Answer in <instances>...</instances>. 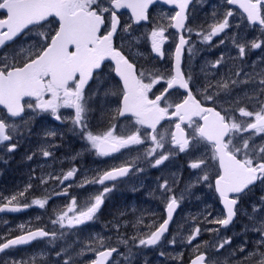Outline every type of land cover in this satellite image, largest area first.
<instances>
[{"label":"snow or ice","instance_id":"snow-or-ice-1","mask_svg":"<svg viewBox=\"0 0 264 264\" xmlns=\"http://www.w3.org/2000/svg\"><path fill=\"white\" fill-rule=\"evenodd\" d=\"M158 2L0 0V149L15 152L24 138L21 129L31 131L30 117L49 113L82 142V151L72 156L73 161L82 152L117 161L107 169L81 172L73 167L66 174L49 173L47 179L30 175L25 185L9 195L0 192V214L20 213L32 206L45 209L50 200L59 197L69 201L64 209H53L54 219L45 222L36 217L35 223L28 220L0 233V264H35L37 259L46 262L48 254L44 251L30 255L28 260L13 258L11 253L33 242L51 244L68 233L78 234L96 220L119 183L145 172L142 164L156 168L180 154L186 157L191 177L179 194L176 190L182 174L172 173L162 183L158 179L166 217L162 222L153 221L146 226L148 231L141 233L137 226L143 224V218L138 217L132 225L136 234L127 236L119 230L127 227L128 221L123 225L117 221L115 240L92 235L78 251L74 246L56 251L57 264H75L85 255L94 257L90 264H135L144 250L165 243L190 246V264H264V196L251 205L250 213L239 207L241 199L258 184L264 185V58L258 70L256 62L249 66L251 72L244 66L249 51L264 48V0H224L221 7L226 10L212 12L213 22L203 30L206 34L194 33L188 26L193 0H163L178 10L167 16V24L157 23L141 35L150 42L157 58L163 59V46L171 39L168 30H177L171 63L163 69L143 64L138 67L135 57L129 58L131 47L141 39L134 26L149 21V8ZM231 6H238L247 25L261 27V38L248 40L239 31L233 33L230 39L237 56L226 60L221 53L214 62H205L203 79L194 76L184 59L185 52L188 60L195 58L192 36L202 35V41L210 43L220 34L227 35L228 29H240V24L230 23L237 15ZM121 10H130L131 23L121 24ZM224 43L221 39L214 47ZM209 68L212 74L206 71ZM58 136L62 138L63 133L45 132L46 138ZM53 147L58 145L42 144L38 153L26 159L32 160L37 154L54 158L53 151L48 150ZM132 152L136 155H123ZM89 171L94 173L91 179L87 178ZM78 172L85 179L76 183L73 178ZM49 183L60 185L61 190L32 198ZM200 185L217 194L224 209L222 216L209 219L212 213L207 211L203 230L197 224L186 238L169 239L166 234L174 213L191 189ZM87 186L98 187V194H88L84 203H78L73 192ZM240 213L248 218L243 234L250 232L256 239L250 249L245 240L234 249L229 247L221 258V250L231 245V237L221 238L220 230ZM209 224L220 227L209 228ZM204 233H215V242L193 244ZM182 258V253L172 257Z\"/></svg>","mask_w":264,"mask_h":264},{"label":"flooded vegetation","instance_id":"flooded-vegetation-1","mask_svg":"<svg viewBox=\"0 0 264 264\" xmlns=\"http://www.w3.org/2000/svg\"><path fill=\"white\" fill-rule=\"evenodd\" d=\"M198 2L199 0H193V3L190 4L189 7L190 17L188 26L193 28L194 33L195 30L192 21L193 11ZM177 10L178 8L175 5L169 6L168 4H165L163 0H159L158 3L150 6L149 8V21L141 22V24L134 26L135 34L141 36L139 41L141 43L134 44L131 47L132 55H130L129 58L133 59V57H135L134 62L137 63L138 67H140L141 64L144 66L147 64H153L148 68H152L153 66L161 69L169 67L171 63V53L174 51V46L178 39L176 35L177 30L172 28H169L168 30V33H171V31L174 32L171 33L170 42H167L165 47L163 46L165 57L163 59L157 58V60L151 62L146 60L148 59L146 58V55L151 52V49L145 47L146 41L143 39L141 34L150 32V26H155V23L167 24V16L174 14V12ZM233 10L237 11L238 8L234 7ZM0 13H2V10H0ZM118 14L120 15L122 25L124 23H131L130 10H121V12ZM193 38H195L194 35L192 36V43H194ZM124 47H129L127 42L125 43ZM125 54L128 55L129 53L126 51ZM184 59L191 65L193 75L203 79L204 73L201 72L200 65L197 62L188 60L187 52H185ZM157 87L159 88L161 86L158 85ZM30 119L31 131L29 133L25 132L23 128L21 129V133L23 134L24 138L20 140L17 150L13 153H7L0 149V192H2L4 195H9L13 191L25 185L28 182L30 175H43L45 179H47L49 173H52L53 175H59L60 172L63 171L66 174V172L73 167H76L80 169L81 172H83L84 170L88 169H107L110 165L117 162L109 158H99L86 152H82V154L73 161L71 159L72 156L77 152L82 151L83 144L72 132L68 130L67 126L55 121L49 113L36 114L35 116L30 117ZM125 124H127V121H125ZM47 130H58V133H63V136L62 138H59V136L57 138H46L45 132ZM45 143L58 145V147L48 149L53 151L54 158H45L42 155L37 154L36 156H33L32 160L26 159V156L31 155L32 153H38L41 145ZM117 155L119 156L120 154ZM123 155L124 157H128L129 155L135 156L136 153H124ZM141 166L145 168V172L137 179L119 183L116 190H114L110 194L109 198L105 200V204L98 214L96 220L90 223L89 226L83 231L76 235L68 233L62 239H58L51 244L47 243L46 241H42L33 242L31 245L27 246H20L11 253L13 258H23L28 260L30 255L44 251L48 254L47 261L45 262L41 259H37L35 264H51V262H55V264H57V260L55 259L56 251L70 246H74L75 250L78 251L83 243L90 242V236L92 235L99 234L100 236H108L115 240L116 233L114 231V225L117 221H119L122 225L124 221H128V226L121 227L119 230L121 233L127 236L136 234L137 229L132 225L135 224V221L138 217L143 218V224L137 226L141 233L147 232L148 228L146 226L152 224L153 221H155L156 224L162 222V220L166 217L164 205L159 199L160 193L157 190L158 179L162 183L163 179H170L172 173L182 174L181 183L176 190L177 194H179V191L183 190L185 184L189 181L191 172L187 169L186 162H165L163 165L156 168L148 167L146 164H142ZM93 175L94 173L90 171L87 172L88 179H91ZM73 179L76 181V183H79L81 180L85 179V177L78 172L77 176ZM32 183L35 184L36 181H32ZM73 187L75 188V185H73ZM133 187H136L137 190L133 191ZM53 189L61 190L60 185L49 183L43 186V191H35L32 198H43L45 193L51 194ZM197 189L203 191L202 194L208 196L211 195L208 189L202 185L198 186ZM98 191V187L87 186L83 189H76L73 194L77 195L78 203H84L88 194H98ZM261 196H264V185L258 184L249 195L241 199L239 207L245 210V212L250 213L251 205L253 203H258ZM212 197V215H215L217 212L219 213V216H222L224 212L222 203L219 201L216 193L213 194L212 192ZM204 200H208V198L205 197L199 202ZM194 201V203L197 202V200ZM68 203L69 201L67 198L59 197L57 199L50 200L45 209H40L38 206H32L20 213L0 214V233H3L5 229L9 227L15 228V226L19 223H23L28 220H32L35 223L36 217H40L41 220L45 222H47L50 218L54 219L55 216L53 215V209L58 212L61 209H64ZM189 207L193 208V203L192 198L188 195L181 202L179 208L174 213L173 222L169 225V232L166 234L169 239L174 235V230H190V228L194 226L193 215ZM120 213H124V215L121 216ZM183 218L185 219L183 220ZM243 219L245 222L248 221L247 215L240 213L235 218L233 223L226 229L221 228L222 233H224L226 237H232L231 240L234 241V246L230 248H236L235 244L239 243L240 238L246 239L252 236L250 232L247 235L243 234ZM5 221H7V223H5ZM48 227H51V225L49 224ZM152 230H154V228ZM235 230L238 232L234 233ZM77 237L79 243H77ZM189 249L190 247H188V249L184 250L183 252L182 264L190 263L192 251ZM120 250L124 251L123 247H121ZM154 253L155 251L153 248L146 249L143 251V255L141 257H137L136 262H138V264H144V259L146 258L148 264H156L157 261ZM93 258L94 257L91 255H85L83 257L77 258L75 264H90V261ZM28 264H32V262L28 261Z\"/></svg>","mask_w":264,"mask_h":264},{"label":"rangeland","instance_id":"rangeland-1","mask_svg":"<svg viewBox=\"0 0 264 264\" xmlns=\"http://www.w3.org/2000/svg\"><path fill=\"white\" fill-rule=\"evenodd\" d=\"M203 4H205V6L207 4H210V6L208 8H205V11L200 16L201 19L197 20L198 24H195L194 28H198L199 32L202 31L201 32L202 34H206L203 30L207 28L208 24L213 22L212 15H211L212 12L214 10L219 12V11H223V10H226V9L221 7L224 4V0H199V2L197 3L196 8L194 10H197ZM212 8H213V10H211ZM232 8L234 9V7H232ZM239 11L240 10L236 11L237 12L236 16L230 18V23L233 24V25L240 24L241 28L240 29H236V28L228 29V30H226L227 35L220 34L219 36L214 37L213 40L210 42L211 43L210 44V46H211L210 51L212 50L214 53H213V56H210L209 58H208L207 55H204L203 50L197 49L195 47L196 55H195V58L192 60V62H197L200 65V67L202 68L205 65V62H214L221 55V53L224 54L226 60L229 57L235 58L237 56V51H236L235 47L233 46V44L231 43L230 37L233 35V33L237 32V31H239L242 36H246L248 38V40L261 38V32H262L261 27L257 26V25L256 26L247 25L243 21V17L239 15ZM193 16H194V13H193ZM161 24H164V23H161ZM155 25H156V23H155ZM198 26H203V27L201 28V27H198ZM152 27H154V25L150 26V28H152ZM172 32H174V31H171V33ZM198 39L201 42H203L202 41V35ZM221 39H223L225 41V43L220 45V47L219 46L218 47H214V45L218 44V42ZM139 43H141V42H139ZM166 43H165L164 47L166 46ZM204 44H206V43H204ZM145 47L150 48V42H145ZM148 52H150V51H148ZM146 58H148L146 60H148L150 62L151 61H155V60H157V54H155V53H153L151 51L150 53H148L146 55ZM261 58H264V48L251 50V51H249L247 53V55L245 57L244 66L246 68H248L249 71L251 72L252 68L249 67V66L253 65V62H256V66H257V70H258V68L260 66L259 65V61L261 60ZM235 63L239 64L240 61L239 60H235ZM152 65L153 64H147L145 66L149 67V66H152ZM229 67H231V64H229ZM206 71H208L209 74H212L210 68L206 69ZM166 162H186V157L183 154H180L175 159L170 160V161H166ZM197 187L191 189L189 197L192 198L193 208L189 207V209H190V211H191V213L193 215V221H194V226L193 227H195L197 224H199V226L203 230V228L205 227V224L203 223L204 216L207 215V211H211V204H212L211 201H212V198H213L212 197V192L213 191L208 189V191L211 194L210 196H208V195L202 194L203 191L198 190ZM213 194H214V192H213ZM205 197H207L209 201L208 200H204L202 202H199L200 200H202ZM194 200H197V202L194 203L195 202ZM216 210L219 211L218 209H216ZM211 213H212V211H211ZM213 217H220L219 213L216 212L215 215H212L211 217H208V218L212 219ZM184 219L185 218H183V220ZM243 221H244V219H243ZM247 224H248V221H246V222L244 221L243 226L247 225ZM207 227H209V228H217V227H220V226L209 224V225H207ZM174 231H175V233H174L173 236H176L178 241H179L181 238H186L187 235L189 234L190 230L176 229ZM237 232H238L237 230L234 231V233H237ZM219 235H220L221 238L226 237V235L224 233H222V229L220 230V234ZM215 239H216L215 233H204L202 236L197 238V241H193V244H195L197 242H200V241L215 242ZM231 239H232V237H231ZM255 239H256V237L253 236V235L251 237L246 238V239L240 238L239 243L235 244V246L240 245L243 242L242 240H244V241L247 240V241H249L248 248L250 249L252 247V243L251 242L254 241ZM233 246H234V241L231 240V245L230 246H226L225 249L221 250V258H222L223 255H225L227 253L229 247H233ZM188 247H190V246H182L180 243H178L175 246H170V245H167L165 243L162 246L154 247L153 248L154 251H155L154 255H155V258H156V261H157L156 264H182V260L181 259H175L174 260V259H172V257H177L178 254H180V253L183 254L184 250L188 249ZM189 250L192 251V248L190 247ZM159 252H164L165 255L162 257V256L159 255ZM51 264H55V262L54 263L51 262ZM135 264H138V262L135 261ZM230 264H231V262H230Z\"/></svg>","mask_w":264,"mask_h":264},{"label":"trees","instance_id":"trees-1","mask_svg":"<svg viewBox=\"0 0 264 264\" xmlns=\"http://www.w3.org/2000/svg\"><path fill=\"white\" fill-rule=\"evenodd\" d=\"M210 5H206L205 6V4H203V5H201L200 6V8H198L197 10H194L193 11V13H194V16H193V18L194 19H192V21H193V25H195V24H198V22H197V20L199 19H201V14H203V12L205 11V8H208ZM196 8V7H195ZM211 10H213V8L211 9ZM208 21V20H207ZM194 30H195V32H199V29L198 28H194ZM202 31H200V33H201ZM204 33V32H203ZM194 37L195 38H193V41H194V43H195V47L197 48V49H200V50H203V53H204V55H207L208 56V58L210 57V56H213V51L211 50L210 51V49H211V46H210V44L211 43H206V44H204L203 42H201L198 38H200V36H198V35H194Z\"/></svg>","mask_w":264,"mask_h":264},{"label":"water","instance_id":"water-1","mask_svg":"<svg viewBox=\"0 0 264 264\" xmlns=\"http://www.w3.org/2000/svg\"><path fill=\"white\" fill-rule=\"evenodd\" d=\"M169 6H173V5H169ZM190 7V6H189ZM234 7H237L238 8V6H234ZM234 220H235V218H234ZM190 264V263H189Z\"/></svg>","mask_w":264,"mask_h":264}]
</instances>
